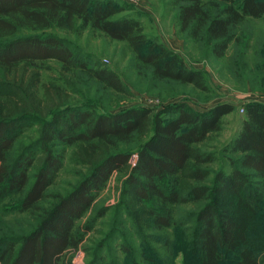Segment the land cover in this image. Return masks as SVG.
<instances>
[{
	"label": "trees",
	"instance_id": "1",
	"mask_svg": "<svg viewBox=\"0 0 264 264\" xmlns=\"http://www.w3.org/2000/svg\"><path fill=\"white\" fill-rule=\"evenodd\" d=\"M173 4L179 33L212 58L224 55L242 22L264 15V0ZM122 10L132 8L116 7L112 0H0V197L17 193V210L33 223L24 235L0 238V264H58L65 251L77 249L92 225L76 221L113 173L121 176L120 210L136 232L170 228L175 207L207 201L192 222L199 264H221L222 252H236L230 264H261L248 243L247 223L257 205L250 207L241 193L252 198L257 187L264 189V103L244 104L239 126L220 149L235 157L228 158L226 169L213 170L205 165L218 155L201 145L219 131L221 116L232 105L216 103L198 112L181 102L98 112L91 104L69 105L68 80L41 81L42 63L52 59L62 71L78 69L103 87L126 93L114 71L78 61L63 38L48 32L88 28L125 42L153 79L209 90L204 72L147 37L136 14L113 17ZM31 128L33 142L16 143ZM68 148V162L79 170L76 179L63 192L48 191ZM229 195L243 199L244 213L217 209L216 199Z\"/></svg>",
	"mask_w": 264,
	"mask_h": 264
},
{
	"label": "rangeland",
	"instance_id": "2",
	"mask_svg": "<svg viewBox=\"0 0 264 264\" xmlns=\"http://www.w3.org/2000/svg\"><path fill=\"white\" fill-rule=\"evenodd\" d=\"M174 0H112L117 6L128 5L132 10H122L113 17L125 13L136 14L142 32L168 49L178 53L186 65L201 69L209 86L199 91L190 84L172 80H155L149 70L140 66L131 49L123 41L113 40L102 33L86 28L81 32L48 30L63 38L74 51L78 61L87 66L102 65L116 73L126 88L119 94L105 88L78 69L62 71L56 60L43 61L41 81L70 83L69 105L91 104L98 112L115 113L129 107H151L185 103L190 109L203 112L216 103H228L232 110L221 116L218 132L204 140L201 149L214 151L218 159L205 167L216 170L228 167V158L235 155L220 151L223 144L239 126L244 104L251 101L264 103V15L259 19L248 18L235 32L232 42L220 58L208 57L193 40L179 33ZM135 12V13H134ZM66 88V87H65ZM35 128L25 129L16 143L31 144ZM220 151V153H219ZM68 152L62 161L53 185L48 191L63 192L75 181L79 171L68 162ZM31 172V170H29ZM121 176L113 173L104 188L94 199L89 211L76 221L78 226L90 222V230L83 234L77 249L65 251L58 264H199L192 244L193 216L207 201L187 203L175 207L176 223L170 228L138 233L121 212L118 187ZM256 187L255 183L251 187ZM257 196L241 197L251 205H257L248 220L249 244L261 264H264V189L257 187ZM256 197H258L256 199ZM219 196L216 206L222 212L234 216L244 213L243 199ZM248 198V199H247ZM20 196L10 193L0 197V238L26 234L33 223L25 212L17 210ZM250 207L246 215L250 212ZM236 252H222L221 264H230Z\"/></svg>",
	"mask_w": 264,
	"mask_h": 264
}]
</instances>
